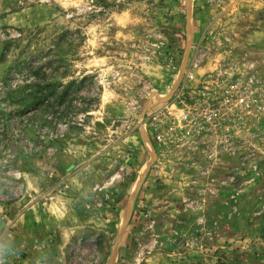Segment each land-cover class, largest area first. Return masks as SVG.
<instances>
[{"label":"rangeland","instance_id":"374dc122","mask_svg":"<svg viewBox=\"0 0 264 264\" xmlns=\"http://www.w3.org/2000/svg\"><path fill=\"white\" fill-rule=\"evenodd\" d=\"M0 264H264V0H0Z\"/></svg>","mask_w":264,"mask_h":264},{"label":"built area","instance_id":"2783aa9c","mask_svg":"<svg viewBox=\"0 0 264 264\" xmlns=\"http://www.w3.org/2000/svg\"><path fill=\"white\" fill-rule=\"evenodd\" d=\"M7 253L3 251L2 246L0 245V261L3 260V257L6 256Z\"/></svg>","mask_w":264,"mask_h":264}]
</instances>
